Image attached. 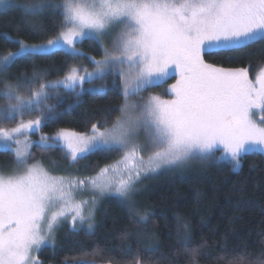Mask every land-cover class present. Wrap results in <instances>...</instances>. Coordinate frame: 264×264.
Segmentation results:
<instances>
[{"label": "snow or ice", "instance_id": "snow-or-ice-1", "mask_svg": "<svg viewBox=\"0 0 264 264\" xmlns=\"http://www.w3.org/2000/svg\"><path fill=\"white\" fill-rule=\"evenodd\" d=\"M17 8L37 36L45 30L36 19L59 17L57 35L27 44L2 34L5 43L18 48L0 55V74L54 50L83 57L78 45L86 40L99 45L103 56L88 57L91 70L76 64L55 81L46 80L40 70L0 79V152L11 155L15 165L9 174L0 173V264H41L36 254L54 245V233L65 221L74 231L86 226L94 234L96 205L106 198L126 209L133 224L146 223L148 212L141 211L135 198L141 182L160 170L222 158L238 171L247 154L264 155V68L251 79L248 68H223L205 60H233L264 43V0H26L22 5L0 0V10ZM172 73L177 79L166 90L170 99L141 95L166 83ZM108 78L122 100L114 120L109 113L86 132L61 129L31 139L62 114L61 89L79 104L87 92L106 94L105 85L97 88L95 82ZM33 146L41 152L61 151L73 164L92 154L118 158L95 174L54 176L32 159ZM85 191L91 195L78 199ZM244 203L252 202L238 201L237 207ZM182 229L176 231L175 251L155 264H173L179 256L185 264H199L204 244H194L189 224ZM154 236L145 234L147 240ZM147 251L155 255L160 249L149 244ZM135 264L146 262L137 257ZM228 264H264V259L239 253Z\"/></svg>", "mask_w": 264, "mask_h": 264}, {"label": "trees", "instance_id": "trees-1", "mask_svg": "<svg viewBox=\"0 0 264 264\" xmlns=\"http://www.w3.org/2000/svg\"><path fill=\"white\" fill-rule=\"evenodd\" d=\"M14 2L22 5L26 0ZM34 22L45 30L43 34L37 36L32 33L29 21L25 20L19 8L0 10V37L7 33L13 39L41 42L57 34L56 26L60 19L45 15ZM78 47L84 51L83 57L55 50L33 61L17 62L6 73L0 74V79H19L40 70L47 74L46 80L52 81L64 76L75 64L89 65V54L93 57L102 55L100 46L90 41L86 40ZM17 48L18 45L5 43L0 38V54ZM205 60L223 68H248L250 76H253L264 65V43L254 44L233 60L223 56H206ZM107 80L106 94L87 92L81 96L79 104H74V95L67 98L58 109L62 113L59 118L40 132L50 134L65 129L83 133L91 123L109 113V119L113 120L119 115L115 109L122 100L113 91L111 78ZM160 88L162 85L147 91ZM69 105L73 107L69 109ZM31 152L33 160L43 159L49 165L73 174L94 173L117 156L92 154L73 164L58 150L41 152L33 146ZM12 160L11 155L0 152V171L14 169ZM145 181L146 189L137 196L136 203L141 211L148 212L146 223L133 224L126 209L112 198L103 199L96 212L94 234H88L85 228L74 231L63 226L58 231L56 244L45 246L37 253L41 264H75L76 261L82 264H135L137 257L146 264H155L161 255L170 256L175 251L176 231L178 226L183 230L184 223L191 226L194 244H204L199 264H228V259L239 253H250L254 260L264 259V155L247 154L238 171L220 159L207 165L196 164L182 173L164 169L145 178ZM238 201L252 203L237 207ZM146 233H154L155 236L147 240ZM149 244L158 246L160 251L151 255L147 251ZM221 256L228 259H218ZM173 264H185V258L174 257Z\"/></svg>", "mask_w": 264, "mask_h": 264}, {"label": "rangeland", "instance_id": "rangeland-1", "mask_svg": "<svg viewBox=\"0 0 264 264\" xmlns=\"http://www.w3.org/2000/svg\"><path fill=\"white\" fill-rule=\"evenodd\" d=\"M57 35V34H56ZM56 35H54V36H51L50 38H48V39H53V38H55V36ZM48 39H46V40H44V41H41V42H27V41H24L25 43H27V44H40V43H45ZM17 49H15V50H13V52L14 51H16ZM55 51V50H54ZM65 52H67V53H69L67 50H64ZM82 51V50H81ZM83 53H84V51H82ZM6 53V52H5ZM5 53H1L0 55H4ZM88 56V55H87ZM102 56H103V52H102V55L100 56V57H95L96 59H101L102 58ZM88 57H93L92 55H90L89 54V56ZM76 65V64H75ZM85 66H89V68H90V70H91V66H90V64L89 65H85ZM261 68H264V65L261 67ZM261 68H260V70H261ZM259 70V71H260ZM259 71L257 70V72L253 75V76H250V74H249V77L251 78V79H255V76L259 73ZM63 78V76L61 77V78H59V79H62ZM176 79H177V76L174 74V73H172V74H170V76L167 78V80H166V82L167 83H163V84H160V85H162V88H160L159 90H149V91H144V92H142L141 93V95H144V96H148V95H160L163 99H170L171 98V94H170V92H168V91H166L168 88H169V86L171 85V84H173V83H175V81H176ZM55 80H58V79H55ZM55 80H52V81H55ZM101 84H104L105 85V87L107 88L108 87V80L106 79L105 81H96L95 82V87H99ZM85 87L87 88V87H92L91 85H85ZM153 87H155V86H151V87H149L148 89H152ZM61 96L63 97V103L66 101V99L67 98H69V97H72L73 96V94L70 92V91H68V90H64V89H61ZM49 103H56V101L55 100H50L49 101ZM62 103V104H63ZM61 104V105H62ZM61 105H59L58 106V109L61 107ZM36 114L34 113L33 114V116H25L24 117V119H30V118H34V116H35ZM115 119V118H114ZM113 119V120H114ZM4 126H6V127H12V126H14V124H6V125H4ZM57 131H59V130H57ZM57 131H54L53 133H50V134H42L41 132H38V133H34V134H32L31 135V139L33 140V141H37V140H39V138H40V135H55V133L57 132ZM73 132H76V131H73ZM77 133H80V132H77ZM33 136H37V138H34ZM217 157H220V152L218 151L217 152ZM118 158V155L116 156V158H114L113 160H111V161H109L108 163H112L115 159H117ZM222 159V158H221ZM37 161H40L41 162V164L44 166V168L46 169V170H48L52 175H54V176H66V175H69V174H72V175H85V174H95V172L100 168V167H103L105 164H108V163H105V164H103V165H101L94 173H78V172H75L74 174L73 173H71V172H69V173H67V172H65L64 170H61L60 169V167H58V166H55V165H49L47 162H44V160L43 159H38ZM196 164H199V163H194L191 167H189V168H185V169H175L176 171H178V172H185V171H188V170H190V169H192V167H194V165H196ZM15 168V167H14ZM13 170V169H12ZM12 170H10V171H7V172H1L0 171V173H3V174H5V175H7V174H9L10 172H12ZM164 170V169H163ZM160 171H162V170H160ZM159 171V172H160ZM158 173V172H157ZM155 174V173H154ZM153 175V174H152ZM145 189H146V181H145V179L141 182V184L139 185V193H138V195H140L142 192H144L145 191ZM91 195V193L90 192H88V191H85V192H83V193H78L77 194V198L79 199V198H83V199H87L89 196ZM137 195V196H138ZM137 196H136V198H137ZM135 198V199H136ZM98 207H99V203L96 205V211H95V215H94V219L96 218V212H97V209H98ZM63 226H68V227H70V223L69 222H67V221H65V222H63L58 228H57V230L55 231V233H54V240H55V243H54V245L56 244V241H57V236H58V231L60 230V228H62ZM71 228V227H70ZM85 229H86V226L84 227ZM46 246H53V245H46ZM45 247V246H44ZM43 248V247H42ZM37 255V254H36Z\"/></svg>", "mask_w": 264, "mask_h": 264}]
</instances>
